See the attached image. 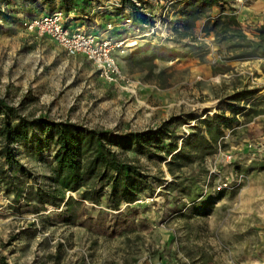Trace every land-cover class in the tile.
<instances>
[{
	"label": "rangeland",
	"instance_id": "374dc122",
	"mask_svg": "<svg viewBox=\"0 0 264 264\" xmlns=\"http://www.w3.org/2000/svg\"><path fill=\"white\" fill-rule=\"evenodd\" d=\"M185 1L132 0L129 11L120 0H0V124L6 108L33 123L12 163L0 154V264H264V58L232 60L235 39L203 29L226 14L255 39L264 0H222L223 13L213 7L189 32ZM55 11L118 44L117 82L24 26ZM217 115L234 122L208 127ZM40 118L114 135L162 131L158 146H110L149 189L118 210L106 182L97 202L80 197L87 186L61 196Z\"/></svg>",
	"mask_w": 264,
	"mask_h": 264
},
{
	"label": "trees",
	"instance_id": "16d2710c",
	"mask_svg": "<svg viewBox=\"0 0 264 264\" xmlns=\"http://www.w3.org/2000/svg\"><path fill=\"white\" fill-rule=\"evenodd\" d=\"M120 2L129 11H136L137 9L132 0H120ZM222 4H224L222 0H186L182 2L180 12L188 18L183 21L185 22V32L191 31L195 21L213 7L220 8L221 13H223ZM134 13H132V18L136 22H140L142 17ZM210 22L212 25L209 30L207 29L209 20L205 22L203 26L205 32L214 31L218 28L219 31L213 33L215 36H218L219 33L223 35L224 40L235 39V43L231 46L233 55L230 59L245 61L264 58V27L257 29L255 39H248L241 32L235 16L219 15ZM234 97L239 100L246 97V94L238 93ZM15 112L12 108H6L0 124V137L4 143L0 154L8 164L13 162L12 145L14 143L28 145V128L33 125L24 117L16 115ZM37 122L47 132L46 141H52L55 148L52 158L53 183L61 196L65 191H77L80 187L87 186L80 193V197L84 200L97 202L102 193L103 182H106L108 184L105 195L107 203L111 209L118 210L121 203L131 204L136 201L143 190L149 189L146 177L140 173L137 167L128 161L119 159L111 151L110 146L114 145L121 150L130 149L134 146L139 149H144L145 146L154 147V144L158 146L162 143V131L149 130L114 135L109 131L85 129L79 125L67 122L56 123L46 118H40ZM206 122L208 127L212 126L219 131L221 126H229L234 122V119L217 115ZM196 130L200 135L201 143L202 131L198 127ZM170 149L175 150V145H172ZM15 193V198L18 200V191L16 190ZM35 196L41 202L55 203L54 197H51L53 195H47L51 198L46 200H42L40 194H35Z\"/></svg>",
	"mask_w": 264,
	"mask_h": 264
},
{
	"label": "built area",
	"instance_id": "2783aa9c",
	"mask_svg": "<svg viewBox=\"0 0 264 264\" xmlns=\"http://www.w3.org/2000/svg\"><path fill=\"white\" fill-rule=\"evenodd\" d=\"M64 21L62 11H55L26 22L24 26L29 30H36L39 35L50 37L69 56L83 55L96 66L103 80L117 82L121 73L113 51L118 48V44L107 37L99 38L78 28L71 29L65 26Z\"/></svg>",
	"mask_w": 264,
	"mask_h": 264
},
{
	"label": "crops",
	"instance_id": "0c3cea01",
	"mask_svg": "<svg viewBox=\"0 0 264 264\" xmlns=\"http://www.w3.org/2000/svg\"><path fill=\"white\" fill-rule=\"evenodd\" d=\"M117 18V19H119L120 17H121V15H119V16H112V18ZM77 24L79 25V21L77 20V21H70V22H68V26L71 28V29H73L74 27H76L77 26ZM251 97H254V96H251Z\"/></svg>",
	"mask_w": 264,
	"mask_h": 264
}]
</instances>
